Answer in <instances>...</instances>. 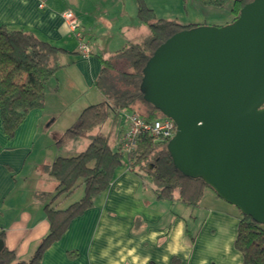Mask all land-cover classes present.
I'll return each mask as SVG.
<instances>
[{
    "label": "crops",
    "instance_id": "crops-1",
    "mask_svg": "<svg viewBox=\"0 0 264 264\" xmlns=\"http://www.w3.org/2000/svg\"><path fill=\"white\" fill-rule=\"evenodd\" d=\"M40 1L0 0V25L32 31L64 49L43 107L31 110L12 137L4 130L0 112V233H5L0 239L21 260L35 254L50 229L45 205L57 181L49 174V166L59 156L85 150L90 135L98 131L111 139L110 114L94 132L59 141L87 105L105 99L95 85L104 60L122 68L125 60L117 58L119 52L150 34L137 16L136 0H44L43 7ZM67 11L77 19V30L66 20ZM165 18L220 25L199 12ZM78 31L91 47L87 57L79 50ZM126 127L127 121L116 134L118 147ZM77 189L83 192L73 199ZM83 193L79 183L53 206L66 208ZM240 217V210L211 188L199 205L191 206L159 198L144 173L122 167L97 203L75 216L45 250L41 264H244L235 245Z\"/></svg>",
    "mask_w": 264,
    "mask_h": 264
},
{
    "label": "trees",
    "instance_id": "trees-1",
    "mask_svg": "<svg viewBox=\"0 0 264 264\" xmlns=\"http://www.w3.org/2000/svg\"><path fill=\"white\" fill-rule=\"evenodd\" d=\"M198 1L203 7L229 6L233 21L251 0ZM136 2L137 16L148 26L149 36L141 42L129 44L119 52L117 58L125 60L122 68L116 69L112 61L104 60L95 85L105 99L87 105L77 123L62 134L61 143L100 128L111 113L136 111L134 109L138 102L147 108L146 114L139 113L147 121L163 115L144 100L140 91L143 68L154 50L168 37L199 23H185L178 18L158 16L147 0ZM63 50L32 31L0 25V112L8 136L15 134L31 110L43 107L47 90L55 81L61 66L59 54ZM168 141L149 133L142 135L135 150L127 155L129 169L144 173L153 183L159 198L178 199L187 205L197 206L210 187L202 178L187 177L175 168L167 149ZM123 159L121 142L114 149L110 135L102 131L90 135V142L82 152L69 157H57L49 166V174L57 181L56 190L45 205L49 232L28 260L18 259L15 250L4 246L0 250V264H41L45 250L61 237L70 221L92 207L108 191L118 169L124 165ZM135 165L139 168L136 169ZM79 183L84 187L79 200L62 209L53 206L62 194L72 193ZM0 237L4 238L5 233L1 232ZM235 245L243 255L244 264H264V224L241 213Z\"/></svg>",
    "mask_w": 264,
    "mask_h": 264
},
{
    "label": "water",
    "instance_id": "water-1",
    "mask_svg": "<svg viewBox=\"0 0 264 264\" xmlns=\"http://www.w3.org/2000/svg\"><path fill=\"white\" fill-rule=\"evenodd\" d=\"M140 91L176 123L175 168L264 224V0L224 25L172 34L147 60Z\"/></svg>",
    "mask_w": 264,
    "mask_h": 264
},
{
    "label": "rangeland",
    "instance_id": "rangeland-1",
    "mask_svg": "<svg viewBox=\"0 0 264 264\" xmlns=\"http://www.w3.org/2000/svg\"><path fill=\"white\" fill-rule=\"evenodd\" d=\"M148 1L151 2V3L149 2L148 4L154 8V10L158 16L175 17V16L191 14L192 12H195V13L199 12L206 19H210V18L215 19V22H213V23H216V21H218L217 23H219L221 25H224L228 22H231L232 18H233V15L229 11V6H227L225 8H219L216 6L203 7L198 0H148ZM208 21H210V20H208ZM116 65L119 66V64H116ZM90 95H92V94H90ZM134 110H136L138 113H141V114H146V112H147L146 106L140 102H138L135 105ZM127 112H128L127 110H124L121 113L119 112L118 115L111 113L110 119L108 121L109 122L108 124H111V123L114 124V128H112V130H111L112 136L110 139L111 146L114 149L118 148V145H117L118 142H117L116 134L120 131V127L124 126L125 122L127 121V118H126ZM94 130H97V129H94ZM92 132H94V131H92ZM108 132H109V130L107 129V133ZM78 142L79 141H77L76 144H78ZM123 160H124V165H122L120 168L127 167L130 163L127 159L126 154H124ZM135 168L138 169L139 166L135 165ZM38 176L39 175H36L35 178L37 179ZM52 178H54V177L52 176ZM32 181H34V180H32ZM34 183H35V181H34ZM81 190L77 189L76 193L72 195V198L78 199V197H80V193H81L80 191ZM82 192H83V190H82Z\"/></svg>",
    "mask_w": 264,
    "mask_h": 264
},
{
    "label": "built area",
    "instance_id": "built-area-1",
    "mask_svg": "<svg viewBox=\"0 0 264 264\" xmlns=\"http://www.w3.org/2000/svg\"><path fill=\"white\" fill-rule=\"evenodd\" d=\"M44 6V0L40 1V7ZM65 18L72 29L77 30L78 24L72 11L65 13ZM80 38L79 50L85 57L91 53V47L88 42L82 38V33L77 32ZM127 128L121 137V150L124 154L130 155L136 148L142 135L145 133L152 134L163 140H170L176 132L175 121L165 115H160L157 118L147 121L137 111H128L126 113Z\"/></svg>",
    "mask_w": 264,
    "mask_h": 264
}]
</instances>
